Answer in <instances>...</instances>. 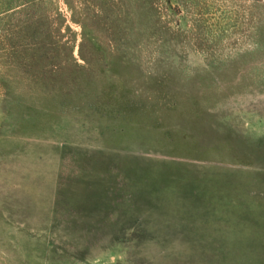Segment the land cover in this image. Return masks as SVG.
Wrapping results in <instances>:
<instances>
[{"label": "rangeland", "instance_id": "obj_1", "mask_svg": "<svg viewBox=\"0 0 264 264\" xmlns=\"http://www.w3.org/2000/svg\"><path fill=\"white\" fill-rule=\"evenodd\" d=\"M0 264H264V0H0Z\"/></svg>", "mask_w": 264, "mask_h": 264}]
</instances>
